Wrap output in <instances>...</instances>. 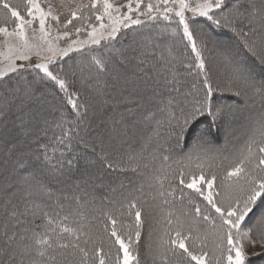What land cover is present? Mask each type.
I'll list each match as a JSON object with an SVG mask.
<instances>
[{
    "label": "snow or ice",
    "instance_id": "1",
    "mask_svg": "<svg viewBox=\"0 0 264 264\" xmlns=\"http://www.w3.org/2000/svg\"><path fill=\"white\" fill-rule=\"evenodd\" d=\"M45 3L46 8L41 0H25L22 9L15 0H0L4 25L0 26V84L7 87L9 81H15L7 92H0V122L24 125L42 121L46 134L53 125L45 112L51 109L58 113L54 126L60 134L53 146L39 145L43 150L37 161L45 167L76 169L81 173L79 183L115 192V187L104 184V177L124 171L125 156L137 161L127 167L138 171L141 165L137 158L145 149L134 154L127 141H121L118 148H101V170L90 168L97 161L88 150L96 153V146L81 136V132H88L82 127L87 123L88 105L81 99L76 78L79 75L82 87H93L109 75L116 84L135 81L133 90L139 91L141 100L159 99L157 110L166 114L157 121L154 132L156 136L163 132L170 141L164 148L166 154H161L163 161L172 159L175 149H186L180 159L197 161V170L177 161L176 168L155 179L161 187L164 181L169 182L168 196L187 197L206 227L186 226L170 211L164 218L167 227L153 240V233L159 231L154 226L159 224L154 209L121 182L118 188L128 194L118 208L99 210L103 230L96 236L85 230L87 225L82 221L86 218L79 211L62 214L63 205L50 211L37 200L25 202L50 189L43 184L33 189L35 172L14 180L21 173L13 168L0 183L4 192L0 214L7 215L12 224L11 234L8 224L4 225L0 264H140L145 232L143 247L155 251L163 264H252L253 257L264 258V251H248L264 249V111L248 117L247 140L219 175V185L217 172L211 170L216 161L229 159L225 149L214 147L212 140L241 101L247 105L259 97L264 106V0H67L62 4L64 13L50 0ZM93 17L98 23L92 22ZM161 21L167 22L163 30L170 28L181 46L179 56L169 49L172 59L165 67L171 78L151 75L143 67L137 69L141 76H128L130 61L139 60L143 65L140 56L152 42L143 30ZM37 22L38 28L33 27ZM9 23L14 25L11 30ZM177 63L192 77L187 88L177 79ZM220 79L225 86L217 82ZM95 91L103 94L100 87ZM226 93L231 100L224 99ZM154 115L149 113L146 118ZM96 139L103 144L99 134ZM74 141L82 146L81 151L73 149ZM18 167L24 168L25 163L19 162ZM19 184L27 185L20 201L23 212L14 202ZM220 189L230 194L222 195ZM83 196L96 199L94 191L85 190ZM71 198L77 205L82 203L80 195ZM36 218L42 223L36 224Z\"/></svg>",
    "mask_w": 264,
    "mask_h": 264
},
{
    "label": "trees",
    "instance_id": "2",
    "mask_svg": "<svg viewBox=\"0 0 264 264\" xmlns=\"http://www.w3.org/2000/svg\"><path fill=\"white\" fill-rule=\"evenodd\" d=\"M166 23L161 21L159 24L143 30L142 34L144 36L150 35L152 42L144 50L143 55L140 56V59L145 61L143 65H140L139 60L134 59L130 61L128 65V76H141L142 73L137 69L138 67H143L151 75L159 73L161 75H168L171 78V74L168 73L165 67L166 62L172 59L169 49H171L173 54L179 56L181 46L177 43V38L171 35L170 28L168 31L163 30ZM128 31L131 33L130 29ZM72 55H75V53ZM86 71L87 69H85ZM176 72L177 79L182 81L184 87L187 88L192 81V77L186 75L183 66L179 63H177ZM9 75L14 74L10 73ZM4 79L7 80V77ZM76 80L77 88H81V99L85 100L88 105L85 115L87 123L82 125V127L88 128V132H81V136L84 140L94 143L96 146V153L88 150V155L97 161L96 164L90 165V168L94 172L103 168L98 156L101 148L106 151L118 148L119 143L126 140L134 154L140 153L142 148L145 149L137 158L141 165L140 169L134 172L131 167H127L128 164L134 165L137 161H129L127 156H125L123 161L125 170H117L110 176L104 177L105 185H110L117 189L115 192H110L108 187L101 188L97 186L93 189L91 186L79 183L81 173L76 169L69 171L67 166L63 169L53 168L50 165L45 167L36 159L43 150L39 145L48 144L53 146L55 137L60 134V129L54 126L58 113L49 109L46 116L53 126L47 129L46 134L42 131L45 128L42 121L38 124L28 122L24 125H20L18 121L15 123L12 121L0 122V183H2L5 176L10 174L13 168H18L21 173L20 177H13L14 180H22L24 175H28L29 172H35V180L32 181L33 189L39 188L43 184L50 191L39 192L33 197L26 198L25 202L27 200H37L47 205L50 211L58 209L60 205H63L62 214L79 211L86 218L82 221L87 225L85 230L90 231L96 236L101 235L103 230L99 210L102 208L105 210L118 208L120 201L128 194L127 191L118 188L121 182H123L125 189L134 190V195L140 197L141 200L145 201L147 205L154 209V216L159 221V224H155L154 226L159 231L153 233V240L163 232L164 227H167V222L164 218L170 211L174 214V217L180 216L186 226L193 228L199 227L203 230L206 225L200 220V217L196 215L194 210H192L193 205L188 202L187 197L181 200L178 194L176 196H168L169 182L164 181L163 187H161L160 183L155 179L157 176H162L165 170L170 172L173 168H176L178 166L177 161L181 165L190 166L192 170H197V161L180 159L186 149L183 151L181 149H175L172 154V159L163 161L161 154H166L164 153V148L168 146L170 141H166L163 132H161L160 136L154 135L157 121L163 119L166 115L157 110L160 100L154 99L151 102L147 100L142 101L139 91L133 90V84L135 83L133 80H130L126 85L123 81L120 84H116L112 76L109 75L102 77L100 82L94 84L93 87H88L87 85L82 87L79 75ZM217 82L222 87L225 86L222 79ZM14 83L15 81H9L7 87L0 84V92H7L8 88L14 86ZM95 87L102 88L103 94L97 93ZM224 99L231 100L232 97L226 93ZM164 100H167V94L164 95ZM55 103L59 106V101ZM129 109L133 111L129 112ZM261 111H264V106H262L259 97L250 100L247 105L241 101L234 116L226 120L225 127L220 133L215 134L216 138L212 140L214 147L225 149V155L229 159L216 161L215 166L211 170L216 171L218 174L224 168L228 167L231 159L239 153L241 147L247 140L248 132L246 125L248 124V118L246 116L255 117ZM149 113H155V115L146 118ZM239 123H241L239 131L233 134V128L237 127L236 124ZM98 134L102 137L103 144L96 139ZM13 145H16V147L13 148ZM73 149L79 152L82 150V146L74 141ZM52 154L50 150L49 155ZM71 154L68 153V155ZM55 155L59 156V152H56ZM21 161L25 163L24 168L18 167ZM144 164H147L148 167H143ZM17 187L20 190L16 192L14 202L19 204L20 211L23 212L24 203H20V201L24 198V190L27 188V185L19 184ZM85 190L89 193H93L94 191L96 199L92 201L91 196L84 197L83 192ZM184 191L189 192L191 190L184 189ZM161 192H164L165 195H160ZM74 194L81 196L82 203L80 205H77L75 200L71 198ZM65 196L68 199H65ZM104 196H107L108 199L102 200L101 197ZM3 199L4 192L2 186H0V201ZM85 199L90 201V203H83ZM165 199L168 200L167 204L163 203ZM186 212L187 215H185ZM74 218L79 219V217L75 216ZM28 219L31 220L32 218L29 217ZM6 223L8 224L7 230L11 234L12 224L9 222V217L5 214H0V245L3 244L4 225ZM35 223L40 224L42 220L36 218ZM146 238L147 232L144 233L141 240L140 264H163V261L156 257L155 251L149 252L146 247H143ZM254 264H264V258H259Z\"/></svg>",
    "mask_w": 264,
    "mask_h": 264
},
{
    "label": "rangeland",
    "instance_id": "3",
    "mask_svg": "<svg viewBox=\"0 0 264 264\" xmlns=\"http://www.w3.org/2000/svg\"><path fill=\"white\" fill-rule=\"evenodd\" d=\"M15 2L18 3V4H20V5H21V8L23 9V5H24V3H25V0H15ZM50 2H51V4L53 5V7H54L55 9H57L58 12H61V13H64V12H65V9H64V7H62V4L67 3V0H50ZM84 2H87V0H84ZM118 2L123 3L124 0H118ZM41 4H42V6H44L45 8L47 7V4L45 3V0H41ZM61 19L63 20L64 17L61 16ZM92 22H93V23H98V22L95 21L94 17H93V19H92ZM105 22H107V21H105ZM53 23H54V22H53ZM73 23H74V24H78L79 21H73ZM0 26H4V25H3V18H2V16H0ZM7 26L9 27L10 30H11L12 27H14V25H13L12 23H9ZM33 27H37V28H38V22L35 23V24L33 25ZM69 28H71V25H69ZM61 31H63V29H61ZM30 33H31V30L29 29V34H30ZM54 34H55V33H54ZM0 39H2V37H0ZM60 43L63 44V41H61ZM102 43H103V42H102ZM18 63H21V62L18 61ZM106 81H108V80H106ZM106 83H107V82H106ZM48 112H49V111H46V112H45V115H46ZM243 116H244V115H243ZM246 118H248V116H246ZM236 125H237V127L233 128V134H234L235 132H238V131H239V127H240L241 123L236 124ZM221 173H222V171H221L220 173H218V180H217V183H218V184H217V185H219V175H220ZM220 191H221L222 195H225V196H227V195L230 194V192H229L228 190H226V189H220ZM248 251H249V253H252L253 251H258V252H259V251H264V249H261V248L257 247V248H255V249L249 248ZM258 259H259L258 257H253V258H252V264H254L255 261L258 260Z\"/></svg>",
    "mask_w": 264,
    "mask_h": 264
}]
</instances>
